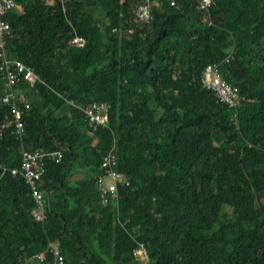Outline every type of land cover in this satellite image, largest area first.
Segmentation results:
<instances>
[{
  "label": "trees",
  "instance_id": "trees-1",
  "mask_svg": "<svg viewBox=\"0 0 264 264\" xmlns=\"http://www.w3.org/2000/svg\"><path fill=\"white\" fill-rule=\"evenodd\" d=\"M143 1L15 0L8 59L42 82L22 87V140L3 129L0 72V164L21 168L24 146L64 156L48 161L45 222L24 177L0 168V264H58L54 243L63 264H142L144 248L147 264H264V0H150L141 24ZM210 64L238 90L235 109L201 83ZM94 101L110 105L96 132ZM113 147L132 182L104 204L97 177Z\"/></svg>",
  "mask_w": 264,
  "mask_h": 264
},
{
  "label": "built area",
  "instance_id": "built-area-1",
  "mask_svg": "<svg viewBox=\"0 0 264 264\" xmlns=\"http://www.w3.org/2000/svg\"><path fill=\"white\" fill-rule=\"evenodd\" d=\"M55 1V0H54ZM63 5L70 2V0H59ZM49 3V0H48ZM51 4V3H50ZM208 5V4H206ZM198 9L201 7L197 4ZM19 8L15 0H0V57L7 63L0 61V67L6 68V71L1 72L3 77L1 80L4 82L6 94L4 102L11 106L12 118L6 121L3 129H11L19 139H25L26 126L24 123V116L26 110L31 109L29 96H27L23 85H29L32 89L37 88L38 84L42 82L40 75L32 67L26 66L21 61H12L8 59V51L4 46L5 37L11 32L10 24L7 20L8 15ZM139 13H136V18L141 24L149 23L152 18L148 17V12L152 11L151 2L144 0L138 5ZM130 34L133 33L131 30ZM71 44L79 48L85 46L86 41L83 37L76 36ZM217 64H210L206 67L204 73V86L214 91L217 97L228 103L231 107L234 102L239 99V92L227 83L221 77V73L217 72ZM21 105H24L22 107ZM236 107V106H235ZM110 105L106 101H94L86 108L89 125L93 131H96L100 126H107L109 116L107 114ZM63 153L61 151H47L35 150L32 151L24 146L22 151V165L21 168L11 169L9 166L0 164V168L4 172H11L14 176H23L27 185L31 189L34 198L35 207L32 210V215L38 222H45L47 220V195L44 190V179L47 174L48 161L53 160L61 163L63 160ZM118 155L116 147L104 156L102 162V173L97 177V186L100 191L104 204L116 202L119 194V185L121 183L131 185L130 179L118 169ZM56 243L50 246L51 252L58 258L57 263L63 264L64 258L61 257L60 250L55 248ZM45 254L37 255L39 262H44ZM136 258L142 264L149 263V255L147 250L140 249L136 252ZM33 260V259H32ZM35 263V262H31Z\"/></svg>",
  "mask_w": 264,
  "mask_h": 264
},
{
  "label": "bare ground",
  "instance_id": "bare-ground-1",
  "mask_svg": "<svg viewBox=\"0 0 264 264\" xmlns=\"http://www.w3.org/2000/svg\"><path fill=\"white\" fill-rule=\"evenodd\" d=\"M150 1V0H149ZM55 2V1H54ZM199 2H200V4H201V6L204 8V7H210V6H215L216 5V2H214V0H199ZM153 4H155V3H153L152 1H151V6H152V11H149L148 12V17L149 18H152L153 19ZM206 4H208V5H206ZM175 5V2H172V6H174ZM212 6V7H213ZM203 11H205V12H209L210 11V9H207V10H203ZM140 12V10L138 9V7H137V13H139ZM152 21V20H151ZM150 21V22H151ZM116 32V31H115ZM4 46H5V44H4ZM8 58H9V56H8ZM0 61H2V62H5V63H7L2 57H0ZM217 67V72L218 73H220V66H219V64H217L216 65ZM0 71L1 72H3V71H6V68H1L0 67ZM204 73H206V70H204ZM203 80L201 79V83H203L202 82ZM3 86V85H2ZM29 85H27V87H28ZM203 86V85H202ZM34 90V89H33ZM32 92V91H31ZM5 93V92H4ZM238 105V102H237V100L234 102V106H233V108L235 107V106H237ZM112 107V106H111ZM231 109H232V107H231ZM235 109V108H234ZM84 113H85V111H84ZM87 115V114H86ZM111 115V114H110ZM109 118H110V116H109ZM90 129H91V127H89ZM93 130V129H92ZM91 130V131H92ZM99 130H100V127H99ZM102 131V130H101ZM96 132V131H95ZM25 144H26V142H25ZM24 145V144H23ZM22 147V146H21ZM119 164H121V163H118V165ZM119 168H120V166H118ZM118 168V169H119ZM121 173H123V172H121ZM130 182H132V181H130ZM123 185V184H122ZM45 186V185H44ZM128 186H130V185H128ZM45 189V188H44ZM49 198H50V196H49ZM52 205V203L51 204H49V206H51ZM48 212V211H47ZM48 217V216H47ZM44 226V225H43ZM56 247L55 248H58L57 247V245H55ZM48 250H49V248H48ZM50 251H51V249H50ZM148 252V251H147ZM47 253L45 254V258H47ZM62 256V255H61ZM53 257V256H52ZM56 257V256H55ZM37 258V256H35V258L34 259H36ZM56 260H58V258L56 257ZM55 260V261H56ZM39 263V262H38ZM41 263V262H40ZM34 264V263H33Z\"/></svg>",
  "mask_w": 264,
  "mask_h": 264
},
{
  "label": "crops",
  "instance_id": "crops-1",
  "mask_svg": "<svg viewBox=\"0 0 264 264\" xmlns=\"http://www.w3.org/2000/svg\"><path fill=\"white\" fill-rule=\"evenodd\" d=\"M49 3H51V4H53L54 3V0H49ZM18 9H20V7L18 8ZM103 9H102V7H101V5H98V7L97 8H95V10L93 11V15H96L95 17H97L98 15H99V13L102 11ZM37 259V258H36ZM38 260V259H37ZM37 262V261H36Z\"/></svg>",
  "mask_w": 264,
  "mask_h": 264
},
{
  "label": "rangeland",
  "instance_id": "rangeland-1",
  "mask_svg": "<svg viewBox=\"0 0 264 264\" xmlns=\"http://www.w3.org/2000/svg\"><path fill=\"white\" fill-rule=\"evenodd\" d=\"M76 177H77L76 179H78V178L81 177V176H80V175H77Z\"/></svg>",
  "mask_w": 264,
  "mask_h": 264
}]
</instances>
